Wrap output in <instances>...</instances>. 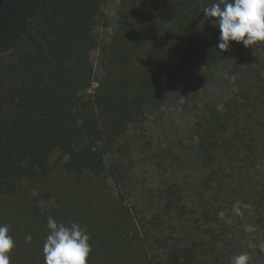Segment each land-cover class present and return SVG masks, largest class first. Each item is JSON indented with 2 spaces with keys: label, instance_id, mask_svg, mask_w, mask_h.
<instances>
[{
  "label": "trees",
  "instance_id": "trees-1",
  "mask_svg": "<svg viewBox=\"0 0 264 264\" xmlns=\"http://www.w3.org/2000/svg\"><path fill=\"white\" fill-rule=\"evenodd\" d=\"M108 2L0 0V224L16 244L11 264H44L49 216L87 228L89 264H231L241 253L264 264V44L219 50L203 12L216 0H119L113 27ZM199 66L235 79L222 109L198 90ZM171 97L194 119L179 154L145 127ZM136 160L153 186L133 185Z\"/></svg>",
  "mask_w": 264,
  "mask_h": 264
},
{
  "label": "clouds",
  "instance_id": "clouds-1",
  "mask_svg": "<svg viewBox=\"0 0 264 264\" xmlns=\"http://www.w3.org/2000/svg\"><path fill=\"white\" fill-rule=\"evenodd\" d=\"M203 12L208 21L219 29V50H229L232 42L242 43L246 48L264 44V0H216ZM233 211L241 214L240 201L233 205ZM224 215V212L219 213L220 217ZM46 227L49 231L43 244L44 264H89L93 249L86 227L76 222L66 225L51 216L47 218ZM255 230L254 226L245 225L246 232ZM25 240L31 242V234H26ZM256 246L249 243V247ZM15 247L10 226L0 224V264H11L10 254ZM258 247L264 251V240ZM231 264H250V256L248 253L236 255L232 257Z\"/></svg>",
  "mask_w": 264,
  "mask_h": 264
},
{
  "label": "rangeland",
  "instance_id": "rangeland-1",
  "mask_svg": "<svg viewBox=\"0 0 264 264\" xmlns=\"http://www.w3.org/2000/svg\"><path fill=\"white\" fill-rule=\"evenodd\" d=\"M108 6L106 13L112 22V27L115 22V15L119 0H108ZM112 34V28L104 31L100 29V35L102 40H108ZM100 52H96L94 55V64L97 67L99 65ZM197 75V88L199 91L206 93L207 100L215 101L219 108L221 102L227 99L235 86V79L229 74L227 67H209L202 68L197 67L195 70ZM96 84L94 87L96 88ZM94 89V88H93ZM163 107L154 111L152 114L147 116L145 122L146 128L148 129L149 136L155 138V145L165 144L166 147H170L175 153L179 154L183 152L190 145V141L193 138V114L190 111L183 109L184 102L179 99H173ZM140 131L133 134V138L140 139ZM148 137H144L142 142L148 141ZM152 140V139H151ZM142 156V155H141ZM149 156V153L145 154ZM109 160H107V163ZM127 167L129 166L126 162ZM145 163H141L138 160L132 162V171H135L132 175L133 185L137 186L140 183L139 179L147 177L150 182L147 184L153 186L155 182V173L152 170H143ZM143 179H141L142 181ZM112 187L113 195L117 196L118 192L113 182H110Z\"/></svg>",
  "mask_w": 264,
  "mask_h": 264
}]
</instances>
